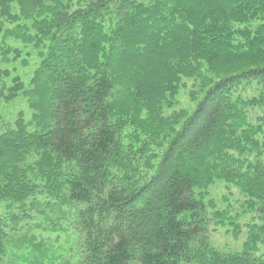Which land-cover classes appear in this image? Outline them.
<instances>
[{"label": "trees", "instance_id": "trees-1", "mask_svg": "<svg viewBox=\"0 0 264 264\" xmlns=\"http://www.w3.org/2000/svg\"><path fill=\"white\" fill-rule=\"evenodd\" d=\"M0 264H264V0H0Z\"/></svg>", "mask_w": 264, "mask_h": 264}, {"label": "rangeland", "instance_id": "rangeland-1", "mask_svg": "<svg viewBox=\"0 0 264 264\" xmlns=\"http://www.w3.org/2000/svg\"><path fill=\"white\" fill-rule=\"evenodd\" d=\"M20 71H22L21 68H20ZM179 100H180L181 107L183 106L186 107L190 111V113L194 112V110L196 109V104L191 103L188 100L187 96H185L184 92H182ZM22 107L24 106L22 105ZM212 193L219 200L221 197V194L223 193V184H218L217 186H215L212 189ZM36 234L39 239H41V237L46 238V234H41V232L40 233L36 232ZM217 237H218V241H232V239L229 238L230 236L226 235L224 231L220 232V234Z\"/></svg>", "mask_w": 264, "mask_h": 264}]
</instances>
